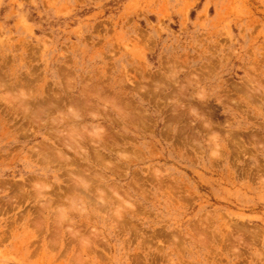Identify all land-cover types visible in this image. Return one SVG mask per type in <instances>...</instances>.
Returning <instances> with one entry per match:
<instances>
[{
  "label": "rangeland",
  "instance_id": "rangeland-1",
  "mask_svg": "<svg viewBox=\"0 0 264 264\" xmlns=\"http://www.w3.org/2000/svg\"><path fill=\"white\" fill-rule=\"evenodd\" d=\"M0 264H264V0H0Z\"/></svg>",
  "mask_w": 264,
  "mask_h": 264
}]
</instances>
